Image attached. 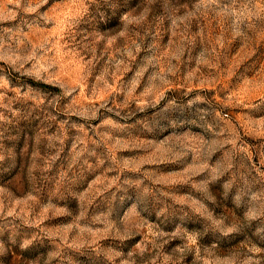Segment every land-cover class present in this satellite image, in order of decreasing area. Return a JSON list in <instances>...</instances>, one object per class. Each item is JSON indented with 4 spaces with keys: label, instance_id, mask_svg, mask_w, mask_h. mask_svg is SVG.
<instances>
[{
    "label": "clouds",
    "instance_id": "obj_1",
    "mask_svg": "<svg viewBox=\"0 0 264 264\" xmlns=\"http://www.w3.org/2000/svg\"><path fill=\"white\" fill-rule=\"evenodd\" d=\"M0 264H264V0H0Z\"/></svg>",
    "mask_w": 264,
    "mask_h": 264
},
{
    "label": "rangeland",
    "instance_id": "obj_2",
    "mask_svg": "<svg viewBox=\"0 0 264 264\" xmlns=\"http://www.w3.org/2000/svg\"><path fill=\"white\" fill-rule=\"evenodd\" d=\"M63 52H64L63 49L59 50V54L60 55H63ZM71 60H72V58L69 57L66 62L70 63ZM195 69H196V65L193 64L190 69H186L185 70V75H187L189 71H194ZM200 71L205 72V76L207 77V83L204 84V83H201V82H196L197 90H206V91H208V93L210 95H214L215 94L214 93V89L212 88V84H211V80L213 79V77L208 76L207 72L203 68H201ZM80 93H81V95H83L84 99H86V100L87 99H91L85 93V90H84L83 86L80 89ZM103 94H104L103 91H101V93L99 95H103ZM242 117H243V113H237V119L238 120L240 118H242ZM95 123H98V121L94 122V124ZM181 134L182 133L177 132L175 135H181ZM71 147H72V143L69 142V141H66L65 142V153H67L71 149ZM114 151H115V154L117 156H120L121 154L129 155V156H131V155H135V156H143V155H145V153L142 152V151H139V150H136V149H131V148H128V147H118V148H115ZM65 153H62V155H64Z\"/></svg>",
    "mask_w": 264,
    "mask_h": 264
}]
</instances>
